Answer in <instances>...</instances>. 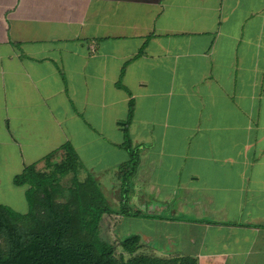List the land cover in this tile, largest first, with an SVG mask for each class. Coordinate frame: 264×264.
<instances>
[{"label": "crops", "instance_id": "1", "mask_svg": "<svg viewBox=\"0 0 264 264\" xmlns=\"http://www.w3.org/2000/svg\"><path fill=\"white\" fill-rule=\"evenodd\" d=\"M121 78L151 213L104 233L164 224L134 233L146 252L264 264V0H0V204L27 213L16 176L66 143L82 179L118 176Z\"/></svg>", "mask_w": 264, "mask_h": 264}, {"label": "trees", "instance_id": "2", "mask_svg": "<svg viewBox=\"0 0 264 264\" xmlns=\"http://www.w3.org/2000/svg\"><path fill=\"white\" fill-rule=\"evenodd\" d=\"M117 86L131 96L123 144L130 158L118 172L124 176L126 189L140 165L142 148L134 145L129 128L135 100L122 78ZM82 171L78 153L66 143L16 176V185L28 187L30 208L20 213L0 204V264H198L195 257L146 252L138 234L107 239L103 231L106 215L136 217L142 215L141 210L130 204L128 190L121 208H110L95 175L88 173L82 179Z\"/></svg>", "mask_w": 264, "mask_h": 264}, {"label": "rangeland", "instance_id": "3", "mask_svg": "<svg viewBox=\"0 0 264 264\" xmlns=\"http://www.w3.org/2000/svg\"><path fill=\"white\" fill-rule=\"evenodd\" d=\"M99 181V180H98ZM124 176H116V174L109 173L106 176L102 178L101 189L104 192V195L107 199L108 205L110 208L114 210H119L122 206V199L124 197V191L128 190L130 193V204L136 208H138L135 200H134V185L131 181L132 185L130 184V181H128V186L125 189V186H123ZM100 183V182H99ZM28 202V200H27ZM29 205V203H28ZM30 208V205H29ZM139 211V209H137ZM142 210V209H141ZM21 212V211H20ZM143 213L150 215L151 210L149 208H143ZM24 213V212H22ZM159 226V227H157ZM156 227V228H155ZM152 229H158L162 232L167 233L168 232V226L161 224V225H155L151 222L146 223L141 220H135V219H125L121 223H118L115 225L114 230L117 233H122L123 235H128L131 233H137L138 230H144L146 232L151 231ZM104 236L113 241V237L110 234L104 233ZM150 253V252H149Z\"/></svg>", "mask_w": 264, "mask_h": 264}]
</instances>
